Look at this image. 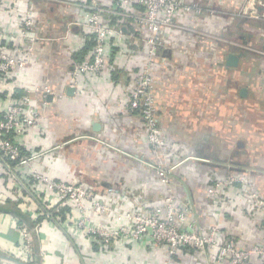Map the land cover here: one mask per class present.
<instances>
[{
	"label": "crops",
	"instance_id": "crops-1",
	"mask_svg": "<svg viewBox=\"0 0 264 264\" xmlns=\"http://www.w3.org/2000/svg\"><path fill=\"white\" fill-rule=\"evenodd\" d=\"M28 1L37 10L33 17L40 38L33 41L19 39V16L24 14ZM180 1L196 5L199 12H182L173 26L162 30L163 46L153 68L154 97L167 141L169 166L178 164L170 175L179 199L191 210V219L204 226L218 224L222 238L232 236L240 246H252L264 234L262 216L251 208L248 196L252 194L250 190L264 200V19L245 14L247 0ZM105 19L107 24L127 34L123 36L124 54L109 53L104 76L84 77L74 90L70 86V67L78 60L77 56L80 60L89 59L93 45L89 44V35L81 24L80 8L59 0H3L0 51L22 57L31 48L33 54L0 90L4 94L0 96V105H5L10 94L48 87L53 93H40L31 104L42 113L40 126L28 130L24 137L28 149H51L37 161L39 169L59 180L92 188L98 198L107 201L117 212L143 206V200H151L149 209L157 206L163 197L161 183L156 176L135 167L139 176L132 177L131 173L126 176L122 167L137 166L123 151L134 147L135 140L139 144L146 142L140 117L127 106L133 77L147 58L148 47L142 42L145 33L133 17L114 15ZM229 54L238 57L237 64L227 63ZM77 104L84 108L74 110ZM82 113L83 123L71 124V117ZM65 116L69 118L68 124L62 121ZM94 123L99 124L96 130ZM233 143L237 148L226 156L234 148ZM239 154L248 167L255 168L246 169L254 183L242 186L240 181L235 184L237 187H228L216 212L206 199L209 177L224 178L230 170L218 166L235 163ZM99 164L114 166L116 173L121 174L118 181L102 182L99 191L100 187L79 184V177L90 180L93 168ZM80 165L84 166L83 170ZM104 169L100 167L101 175ZM129 178L140 180V186L128 185ZM23 179L30 182L29 178ZM22 195L18 196L0 180V205L14 207L28 218L27 223L39 225L33 234L34 264H125V259L131 256L129 264H183L187 260L226 264L213 250L180 251L173 258L161 251L165 247L149 245L145 240L127 241L109 248L98 247L86 238L74 242L65 228H54L40 215L41 201L34 200L26 191ZM11 215L0 210V256H9L10 247L17 239ZM106 218L114 222L112 214ZM130 250L133 254L125 257ZM146 250L164 254L154 259L157 263H150V259L139 256ZM0 264L19 263L1 258Z\"/></svg>",
	"mask_w": 264,
	"mask_h": 264
},
{
	"label": "built area",
	"instance_id": "built-area-1",
	"mask_svg": "<svg viewBox=\"0 0 264 264\" xmlns=\"http://www.w3.org/2000/svg\"><path fill=\"white\" fill-rule=\"evenodd\" d=\"M59 1L70 2L80 8L83 14L81 24L93 42L90 58L75 61L70 67V86L74 90L80 86L84 77L104 76L109 53L113 52L116 56L124 54L126 44L123 36L127 34L121 28L107 24L105 18L114 15L133 17L138 28L145 33L142 42L148 47L147 58L133 77L127 106L140 117L146 142L139 144L135 140V153L127 155L143 170L155 174L161 185L167 187V192L163 193L167 204L162 208L154 206L147 209L152 204L151 200H143L144 205H138L130 214L117 212L107 201L98 198L92 188L71 184L42 172L37 161L49 154L51 149H28L24 137L28 130L40 126L42 113L31 104L40 93L52 94L48 87L25 89L21 93L10 94L5 105H0L2 185L15 190L18 196H23V191H26L34 200L43 202L44 205L40 202L43 209L40 215L54 228H65L74 242L86 238L98 247L109 248L127 241L145 240L149 245H165L171 255L180 247H189L199 252L213 250L226 264H264V234L258 243L240 246L232 236L222 238L218 224L204 226L191 219L190 208L173 200L170 194L172 168L169 166L167 141L157 117L153 68L156 54L163 46L162 30L173 26L176 16L182 12L198 13L197 6L184 4L180 0ZM106 2L112 5L104 4ZM1 3L2 0L0 6ZM245 12L249 18L264 19V0H247ZM35 14L37 10L32 1H28L24 14L19 16V39L33 41L40 38L34 22ZM32 54L31 48L25 50L22 57L0 51V90L17 75V69ZM23 178H29L30 182L27 184ZM208 181L207 203L216 211L224 198V191L241 180L229 174L223 179L210 176ZM250 198L252 206L260 212L264 222V200L255 194H251ZM108 214L114 217L113 223L106 218ZM11 217L12 229L17 234V239L10 247L9 256L21 261L31 260L35 254L33 234L37 232L39 225L35 222H19L14 215Z\"/></svg>",
	"mask_w": 264,
	"mask_h": 264
},
{
	"label": "rangeland",
	"instance_id": "rangeland-1",
	"mask_svg": "<svg viewBox=\"0 0 264 264\" xmlns=\"http://www.w3.org/2000/svg\"><path fill=\"white\" fill-rule=\"evenodd\" d=\"M2 2H3V0H2ZM2 4V3H1ZM243 25V24H242ZM241 25V26H242ZM238 28H240V27H238ZM237 45H239V43L237 42ZM158 53V52H157ZM157 55V54H156ZM144 64V63H143ZM153 93H154V88H153ZM156 105H157V103H156ZM67 108H69V107H67ZM70 108H72V107H70ZM80 108H84V106L82 105V104H77V105H75V107H74V110H80ZM81 115V116H80ZM66 117V116H65ZM63 118L62 119V121L65 123V124H68L70 121H68V117H66V118ZM157 117H158V112H157ZM72 118V120H71V124H75V125H77V126H80L81 125V123H83L82 121H83V119H84V116H83V113L82 114H79V115H74L73 117H71ZM159 119V118H158ZM140 123H141V120H140ZM159 124H160V121H159ZM160 126H161V124H160ZM142 127V126H141ZM161 128H162V126H161ZM163 130V129H162ZM142 132H143V130H142ZM143 134H144V132H143ZM73 135V134H72ZM72 135L70 136L69 135V137H72ZM77 135H79V134H76V136ZM217 135V134H216ZM210 138H213L214 140H218V141H223L222 139H219L218 137H213V136H211V135H208ZM68 137V136H67ZM138 140H140L139 138H138ZM217 141V142H218ZM236 143V142H235ZM235 143H233L234 145H232L234 148H232V150L230 151V152H228V153H226L225 155L226 156H230V153L232 152V151H234L235 150V148H237L236 147V145H235ZM143 144V143H142ZM113 149V148H112ZM115 151H118V150H115ZM135 148L134 147H132L130 150H124L123 151V153L122 154H124V156L125 157H127V158H129V156L127 155V154H129V155H133L134 153H135ZM243 151V150H242ZM233 153H235V152H233ZM167 154H168V157H169V151L167 150ZM239 160L237 161L236 160V162L235 163H232V164H229V163H226V164H223L222 166H218V168L219 169H223V168H225L224 166H227V168H228V170H230L228 173L229 174H232V175H234V176H236V177H238L240 180H241V182L243 183V185L242 186H246L247 184L249 185V183H254L253 182V180L251 179V178H248V176H250V171H247L246 169L247 168H249L250 170H253V169H255V168H250V167H248L246 164H245V162L243 161V157H242V155L241 154H239ZM225 163V162H224ZM137 164V163H136ZM168 164V163H167ZM178 164H174L173 166H172V171L173 172H175V169L176 168H178V166H177ZM64 166V168L66 169V170H70V168H69V166L67 165V164H65V165H63ZM110 165H98V166H96V168H93L94 169V171L92 172V176H90L89 177V179L90 180H86V179H84L83 177H81L80 175H78V176H80L79 177V184H90V186L92 185V186H94V187H100V189H98V191L99 190H101V183L102 182H112V183H114V182H117L118 181V176L119 175H121V174H117L116 173V170H115V167L114 166H110ZM80 167L82 168V170H83V165L81 166L80 165ZM100 167H102V168H105L104 170H105V173L104 174H100ZM117 167H120V166H117ZM124 169V172H125V174H126V176L127 175H129V173H131V176L132 177H135V176H139L138 174H136V170H138V171H142V172H144V173H146V174H149V175H154V176H156L155 174H153V173H148V172H146L145 170H143L142 168H141V166L140 165H138L137 164V166L135 165V166H133L132 167V165L130 166V164L128 165V164H125V165H123L122 166ZM134 167H135V169H134ZM260 168V167H259ZM95 170H97L99 173L98 174H96L97 172L95 171ZM256 171H259L260 172V170L258 169V170H256ZM231 172H233V173H231ZM255 172V171H254ZM226 174V176H228L229 174H227V173H225ZM258 174V173H257ZM134 175V176H133ZM225 176V177H226ZM224 177V178H225ZM157 178V177H156ZM158 179V178H157ZM220 179H223V178H220ZM208 180V179H207ZM69 182V181H68ZM209 182V181H208ZM170 183H171V191H170V194H171V197L173 198V200H177V201H179L180 203L182 202L180 199H179V195L177 194V190H176V185H174L175 184V181H173V178H172V174H171V178H170ZM127 184L128 185H133L135 188H137V187H139L140 186V180L138 181V180H136V179H134V178H129L128 180H127ZM168 187H170V185L168 186ZM208 187H209V185H208ZM235 187H237V185H235ZM162 193H164V192H167V187H164V186H162ZM225 192V191H224ZM249 192L250 193H252V194H255V195H257L256 193H253V192H251L250 190H249ZM225 194V193H224ZM165 195V194H164ZM167 196H170V195H167ZM166 196V197H167ZM248 196H251V194H248ZM224 197V196H223ZM164 198L165 197H161V199H160V202L157 204V206L156 207H159V208H162L164 205H166L167 204V202L166 201H164ZM251 208H254L253 206L251 207ZM133 211V210H132ZM130 212H131V210L129 211H126V212H123V213H127V214H130ZM259 242H260V240H259ZM153 246H155V245H153ZM161 246H163V247H165V248H161L162 250L161 251H164V253L165 254H168V253H170L169 252V249H167V247L165 246V245H161ZM183 248V247H182ZM131 252V253H130ZM163 252H161V253H159V254H157V253H150V252H148L147 250H146V253L145 254H143V253H141L139 256H140V258H143V257H146L147 259H150V263H152V262H154L158 257L160 258V256H163V254H164ZM129 254H133L132 253V251L130 250L129 252H128V254H126L125 255V257L126 256H128ZM7 255H9V254H7ZM171 255V254H170ZM173 256V258H175L176 256H175V254H173L172 255ZM175 256V257H174ZM132 257V256H131ZM130 257V259L129 258H126L125 259V264H129V263H131L132 262V258ZM155 259V260H154ZM148 261V260H147ZM156 262V261H155ZM189 262V260H187V263H183V264H201L200 263V261H196V260H194L192 263L190 262V263H188ZM157 263V262H156ZM146 264H148V263H146ZM158 264V263H157ZM161 264H162V262H161Z\"/></svg>",
	"mask_w": 264,
	"mask_h": 264
},
{
	"label": "trees",
	"instance_id": "trees-1",
	"mask_svg": "<svg viewBox=\"0 0 264 264\" xmlns=\"http://www.w3.org/2000/svg\"><path fill=\"white\" fill-rule=\"evenodd\" d=\"M111 22L113 23L114 21H111ZM89 41H90L89 44L93 43L92 39H90ZM84 51H85V49H83L80 53L82 54ZM80 58H81L80 56H77V59H78L77 61H80ZM3 95H4L3 93H0V96H3ZM208 185H209V182H208ZM0 210H2L3 212H7V213H10V214L16 216L18 218L19 222H23V221L28 222V218L24 214L19 213V211L16 210L14 207L7 206V205L6 206L0 205ZM180 251H191V252H194V251H197V250L194 249V248H189V247H183V248L180 247V248L177 249L176 253H178ZM176 253H175V256H176ZM35 259H36L35 256H33V258L31 260H23V262L26 263V264H34V263H36Z\"/></svg>",
	"mask_w": 264,
	"mask_h": 264
},
{
	"label": "water",
	"instance_id": "water-1",
	"mask_svg": "<svg viewBox=\"0 0 264 264\" xmlns=\"http://www.w3.org/2000/svg\"><path fill=\"white\" fill-rule=\"evenodd\" d=\"M228 60H227V63L230 64V65H235L237 64V61H238V57L233 55V54H229L228 55ZM69 91L71 92L72 91V88H69ZM99 127V124L98 123H94L93 124V129L96 130L97 128ZM1 258H4V259H8V260H13L19 264H23L20 260L18 259H15V258H12L10 256H0V259Z\"/></svg>",
	"mask_w": 264,
	"mask_h": 264
}]
</instances>
